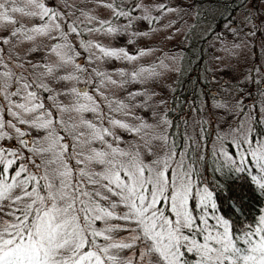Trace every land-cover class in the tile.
Returning a JSON list of instances; mask_svg holds the SVG:
<instances>
[{"label":"snow or ice","instance_id":"1","mask_svg":"<svg viewBox=\"0 0 264 264\" xmlns=\"http://www.w3.org/2000/svg\"><path fill=\"white\" fill-rule=\"evenodd\" d=\"M261 50L264 0H0V264H264Z\"/></svg>","mask_w":264,"mask_h":264},{"label":"rangeland","instance_id":"2","mask_svg":"<svg viewBox=\"0 0 264 264\" xmlns=\"http://www.w3.org/2000/svg\"><path fill=\"white\" fill-rule=\"evenodd\" d=\"M190 21V19H188V22ZM187 22V23H188ZM179 26L181 27V29L186 31L187 28V24H184L182 22H178ZM189 24V23H188ZM143 27V26H142ZM167 32H160L157 33L155 36H150L147 38H144L143 40L140 41V44H144V43H149L150 42V46L154 49H157V55H161L163 57L164 54L167 55H177L179 56L181 54V50L184 47L185 44L181 43V41L184 39L183 36H178L176 35L174 32L172 33L173 35V39H167ZM194 36H197L198 38V30L196 33L193 34ZM105 44H109L111 46L114 47H119L122 46L125 41L123 39L120 40H112L111 38H106L103 41ZM207 44H203V48H204V61L207 65V67L211 66V61H212V57H213V52L209 51V43L205 42ZM221 55H224L223 53H219ZM261 56H264V51L262 53H260ZM116 66H120L122 62L120 61H115L114 62ZM182 64V63H181ZM241 64L243 65V61L241 62Z\"/></svg>","mask_w":264,"mask_h":264},{"label":"trees","instance_id":"3","mask_svg":"<svg viewBox=\"0 0 264 264\" xmlns=\"http://www.w3.org/2000/svg\"><path fill=\"white\" fill-rule=\"evenodd\" d=\"M188 23H187L186 31H187L189 25H192L195 23V17H192ZM193 34L194 33H192V35ZM197 39H198V42L196 43L195 49H193L191 51L185 50L183 52L184 59H183V61H181L183 67L187 69L186 75H191L193 77V79H195L197 76H203L204 75L203 70L205 67H207V65L204 61V57H205L204 51L201 52V49L205 48V45L203 48V44H207V43H204L203 40H199V38H197ZM188 48H190V44H185L182 49H188ZM263 51L264 50H261L260 53H262ZM193 52H195V57H193ZM201 58H202V60H201ZM189 60H191L192 62L189 63ZM198 64H199V67L197 66ZM193 69H195V71H193Z\"/></svg>","mask_w":264,"mask_h":264}]
</instances>
